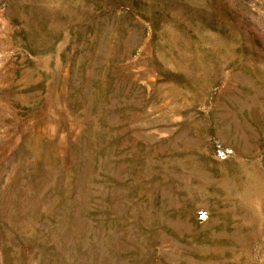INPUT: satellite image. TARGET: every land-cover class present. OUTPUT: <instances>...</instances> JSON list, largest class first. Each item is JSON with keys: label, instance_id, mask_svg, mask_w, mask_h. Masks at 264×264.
Masks as SVG:
<instances>
[{"label": "rangeland", "instance_id": "374dc122", "mask_svg": "<svg viewBox=\"0 0 264 264\" xmlns=\"http://www.w3.org/2000/svg\"><path fill=\"white\" fill-rule=\"evenodd\" d=\"M0 264H264V0H0Z\"/></svg>", "mask_w": 264, "mask_h": 264}]
</instances>
